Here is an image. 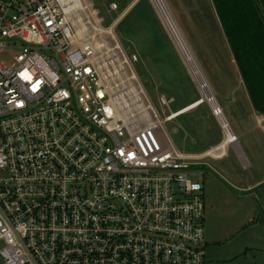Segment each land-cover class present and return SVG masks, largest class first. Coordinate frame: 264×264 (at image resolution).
<instances>
[{
    "label": "built area",
    "instance_id": "2783aa9c",
    "mask_svg": "<svg viewBox=\"0 0 264 264\" xmlns=\"http://www.w3.org/2000/svg\"><path fill=\"white\" fill-rule=\"evenodd\" d=\"M74 34L58 0H0V259L205 264L190 179L204 158L163 146L157 122L119 117L100 60Z\"/></svg>",
    "mask_w": 264,
    "mask_h": 264
},
{
    "label": "rangeland",
    "instance_id": "374dc122",
    "mask_svg": "<svg viewBox=\"0 0 264 264\" xmlns=\"http://www.w3.org/2000/svg\"><path fill=\"white\" fill-rule=\"evenodd\" d=\"M127 1L129 0H86L95 16L101 20L99 27L102 29L109 28L127 9ZM164 1L204 74L227 127L238 139L241 156L251 165L243 167L239 157L229 146L226 156L221 160L205 158L195 163L190 171V179L200 183L202 187L201 225L205 264H264V133L259 131L254 118L246 111L245 91L209 0ZM143 3L156 18L172 48V54L169 53L171 73L174 76L170 86L175 89L172 98L162 89L155 88L152 79L146 74L147 70H142L139 63L130 61L129 58L136 55L133 51L121 49L104 54L106 48L113 45V41L118 43V23L111 30L114 40L107 35L95 36L105 46H101L100 54L97 53L95 57L103 62H114L113 66L119 64L116 60L126 61L122 66L126 76L131 70L139 80L137 83L144 94L128 97L124 102L128 106H123L120 112L128 123L142 129L155 123L156 116L162 123H158L156 136L163 146L170 141L180 154L202 153L222 141V130L217 119L212 116L210 104L204 101L197 109L172 122H164L169 113H176L198 101L200 95L150 0H143ZM186 3L190 4V10ZM112 4L116 7L115 11L110 10ZM80 17L82 23L88 21L86 17ZM124 24H129L128 20ZM123 27L124 25L120 26V33ZM86 28L87 40L96 33L88 26ZM116 85V96H120L128 83L116 82ZM143 97L153 107L154 115L150 111L139 114L132 109L136 105V98L144 100ZM161 97L165 100L173 99L174 103L166 108L161 105ZM0 264H3L1 259Z\"/></svg>",
    "mask_w": 264,
    "mask_h": 264
},
{
    "label": "bare ground",
    "instance_id": "6f19581e",
    "mask_svg": "<svg viewBox=\"0 0 264 264\" xmlns=\"http://www.w3.org/2000/svg\"><path fill=\"white\" fill-rule=\"evenodd\" d=\"M150 2L159 17L161 24L163 25L165 30L168 32L169 37L174 47L176 48V51L179 57L181 58L183 65L186 67L187 71L189 72L191 76V80H193L194 84L197 86L198 90L200 91L201 97L197 101V104L201 105L202 102L204 101L210 104L211 109L216 110L217 106L214 102V99L212 97L213 94L204 77V74L200 70L194 56L192 55L191 50L189 49L188 44L186 43L181 31L176 25L165 1L164 0H150ZM58 3H59L62 13L65 15V17L68 20L72 22V24L75 27V34L72 37V41L78 42L79 44H82V42H85V45H88L90 47L94 56H96L97 53L100 54V49H102L101 46L103 48H105V46L104 44H102V42L97 41L95 39V36H97L98 34L100 35L102 34V35H107L111 39H113L111 30L115 26V24L118 22L119 18L109 28L102 29L99 27L100 20L95 16V12L90 9V5L86 2V0H58ZM80 16H83V18L86 17L88 21L85 23H82ZM87 26L91 30H93L96 34L94 36L87 38L86 40L85 38L88 36L86 35ZM113 42L114 43L110 48H106V51L104 54L120 50L119 44L116 41H113ZM115 58L116 57H114V59ZM116 61L119 63L117 66H113L114 62L112 63L103 62L102 60L99 63L96 62V64L100 71L105 70V73L101 74V78L104 81V83L107 85L108 89L110 90V94L112 95V98L114 99L116 108L118 110V116L120 117L122 116L120 112L123 106H125V108L128 106L124 104L125 100H127V98L130 96L136 97L138 95H141L143 94V91L136 81L135 74L131 70L126 76L124 69L122 67L126 63V61H119V60H116ZM121 62H124V63H121ZM110 66L112 67V69H110ZM118 79H120V81H118ZM124 81L128 83L127 87L123 88L124 91H122L123 93H121V95L119 94L120 96H116L118 93V92L116 93V88L118 87V85H116V82H119V83L121 82V84L122 83L124 84L125 83ZM135 104L136 105L132 109H135V111H137L139 114L150 111L151 114L154 115L153 107L148 102V100L146 99L142 100L141 98H138V99L136 98ZM131 105L133 106L134 104H131ZM179 115H180V112L172 113V116L170 117V119L175 118ZM216 119L219 120L223 128V133L225 135V142L222 143L219 147L209 150L206 155L213 157V158H221L226 155L225 146L226 144L230 145L232 143L230 142L232 136L229 132V128L227 127L228 125H226L225 121L223 120L222 115L219 114V112H218V116ZM155 120L160 125L162 124L157 119L156 116H155Z\"/></svg>",
    "mask_w": 264,
    "mask_h": 264
},
{
    "label": "crops",
    "instance_id": "0c3cea01",
    "mask_svg": "<svg viewBox=\"0 0 264 264\" xmlns=\"http://www.w3.org/2000/svg\"><path fill=\"white\" fill-rule=\"evenodd\" d=\"M126 3L128 4L127 5L128 7L118 17L119 20H118V22H117L118 24L116 26V30L118 31L117 40H118V44H120L119 45L120 50L122 49L123 51H128V52L133 51L136 54L135 57H137V61L135 63H139L140 68L142 70H144V71L147 70L146 74L148 75V78L150 77L152 79V83L155 85V88L162 89L166 94L169 95L170 98H172L171 96L174 95L175 89H174V87L171 88V86H170L171 82L173 83V81H174V76L171 73V67L172 66H171L170 57H169V53L172 54L171 53L172 52L171 45L169 44L167 38L165 37L164 31L159 27V24H158L156 18H154V16L149 11L148 7L145 6V4L143 3V1L141 2L140 0H129ZM209 3H210V6L213 10V7L211 5L210 0H209ZM186 5H187V9L190 10V4L186 3ZM213 13H214V10H213ZM214 15H215V13H214ZM215 18H216V15H215ZM126 20H128L129 24L125 25L124 23L126 22ZM216 20H217V18H216ZM123 25H124L123 30L120 33L119 28H120V26H123ZM167 34H168V32H167ZM122 63H124V62H122ZM200 70H201V68H200ZM144 71H142V72L144 73ZM152 77H154V78H152ZM153 81H155V82H153ZM240 83H241V81H240ZM241 85H242V83H241ZM197 90H198V88H197ZM142 91H143V89H142ZM198 92L200 95L199 90H198ZM143 94H144V92H143ZM245 95H246V93H245ZM200 97H201V95H200ZM244 105H245L247 113H249L254 118L255 123H256L257 127L259 128V131L264 133V117L259 116L253 112L247 96H246V102ZM199 106L200 105L197 104V101H196V102H193L192 104L186 106L185 108H183L177 112L181 111L180 115H179V116H181V115L186 114L192 110L197 109ZM234 107H236V106H234ZM188 109H190V110H188ZM239 110H241V108H239ZM217 121H218L219 125L221 126L218 119H217ZM221 130H222V141L220 143H218V145L211 147L202 153L191 154L188 156H193L196 158H204V159L205 158H211L213 160H221L223 157H225L226 155L221 157V158H213V157L206 155L209 150L217 148L222 143L225 142V135L223 133L222 127H221ZM229 132H230V134H232V132L230 130H229ZM235 138H236V141L238 142L237 137H235ZM229 146H231L232 149L234 150V152L237 154V156L240 159V163L242 164L243 167H245V166L251 167L249 161L244 160L243 157L241 156L240 151L238 149V145L235 141L232 142L230 145L226 144L225 152L227 151V148Z\"/></svg>",
    "mask_w": 264,
    "mask_h": 264
},
{
    "label": "trees",
    "instance_id": "16d2710c",
    "mask_svg": "<svg viewBox=\"0 0 264 264\" xmlns=\"http://www.w3.org/2000/svg\"><path fill=\"white\" fill-rule=\"evenodd\" d=\"M210 2L250 106L264 117V0Z\"/></svg>",
    "mask_w": 264,
    "mask_h": 264
},
{
    "label": "water",
    "instance_id": "95a60500",
    "mask_svg": "<svg viewBox=\"0 0 264 264\" xmlns=\"http://www.w3.org/2000/svg\"><path fill=\"white\" fill-rule=\"evenodd\" d=\"M203 101V100H202Z\"/></svg>",
    "mask_w": 264,
    "mask_h": 264
}]
</instances>
